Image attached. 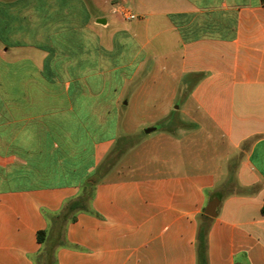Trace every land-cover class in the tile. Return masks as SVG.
Wrapping results in <instances>:
<instances>
[{"label": "crops", "instance_id": "crops-1", "mask_svg": "<svg viewBox=\"0 0 264 264\" xmlns=\"http://www.w3.org/2000/svg\"><path fill=\"white\" fill-rule=\"evenodd\" d=\"M87 1L0 0V264H264V0Z\"/></svg>", "mask_w": 264, "mask_h": 264}, {"label": "trees", "instance_id": "trees-1", "mask_svg": "<svg viewBox=\"0 0 264 264\" xmlns=\"http://www.w3.org/2000/svg\"><path fill=\"white\" fill-rule=\"evenodd\" d=\"M66 119V118H65ZM64 119V120H65ZM106 164V163H105ZM113 164L111 165V167ZM109 168V167H108ZM108 168L101 166L99 171H106ZM95 173L93 176L84 180L81 194L77 199L68 201L60 212L58 219L60 223H67L69 221L76 220V216L79 212H88L94 215L96 211L93 209V201L96 195V186L99 180V173ZM262 215L264 216V205L262 207ZM210 228L209 218L202 215V223L197 235V256L198 264H208V231ZM45 231L39 233V240L43 241ZM38 264H55L54 251L48 250Z\"/></svg>", "mask_w": 264, "mask_h": 264}, {"label": "water", "instance_id": "water-1", "mask_svg": "<svg viewBox=\"0 0 264 264\" xmlns=\"http://www.w3.org/2000/svg\"><path fill=\"white\" fill-rule=\"evenodd\" d=\"M154 129H147L146 132L150 133ZM219 206V199L215 198L209 202L207 208L205 209V214L209 217H215L217 215V209Z\"/></svg>", "mask_w": 264, "mask_h": 264}, {"label": "rangeland", "instance_id": "rangeland-1", "mask_svg": "<svg viewBox=\"0 0 264 264\" xmlns=\"http://www.w3.org/2000/svg\"><path fill=\"white\" fill-rule=\"evenodd\" d=\"M85 1L88 2L87 0H85ZM177 106H179V105H177ZM119 156H120L119 153H113V154L109 157V159H107L106 164H105V168H108V166L111 167V165L116 161V159H117Z\"/></svg>", "mask_w": 264, "mask_h": 264}, {"label": "built area", "instance_id": "built-area-1", "mask_svg": "<svg viewBox=\"0 0 264 264\" xmlns=\"http://www.w3.org/2000/svg\"><path fill=\"white\" fill-rule=\"evenodd\" d=\"M125 19L128 21L136 20L138 17L130 11H124Z\"/></svg>", "mask_w": 264, "mask_h": 264}]
</instances>
